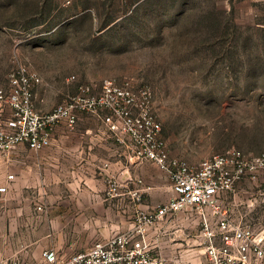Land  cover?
<instances>
[{"label": "rangeland", "instance_id": "1", "mask_svg": "<svg viewBox=\"0 0 264 264\" xmlns=\"http://www.w3.org/2000/svg\"><path fill=\"white\" fill-rule=\"evenodd\" d=\"M20 63L44 79L37 103L48 111L82 87L99 94L110 79L150 86L171 159L198 166L230 148L264 152V0H0V88ZM145 163V204L156 206L172 191L159 186L167 174ZM43 183L35 180L33 206ZM238 191L230 213L263 233L264 186ZM14 215L23 224L26 214ZM190 219L188 245L174 248L166 236L164 254L155 250L166 264H211L200 221ZM9 228L0 224V240L9 241Z\"/></svg>", "mask_w": 264, "mask_h": 264}, {"label": "built area", "instance_id": "2", "mask_svg": "<svg viewBox=\"0 0 264 264\" xmlns=\"http://www.w3.org/2000/svg\"><path fill=\"white\" fill-rule=\"evenodd\" d=\"M42 84L36 70L20 63L10 73L7 85L0 88V157L9 156L23 144L35 151L47 148L59 126L73 130L79 114L87 112L102 117L116 140L126 144L138 162L154 164L168 173L174 196L166 204L138 211L133 230L64 259L46 250L38 264H166L154 255L157 246L149 231L181 214L199 219L203 228L200 238L206 244L204 255L211 264H264V232L256 234L251 224L234 219L228 201L232 195L237 200L242 184L264 186V152L251 154L230 148L192 166L170 158L150 86L110 79L99 94L82 87L64 104L43 112L36 105ZM14 178L9 176V181ZM7 189L0 187V193ZM0 264L22 263L6 260Z\"/></svg>", "mask_w": 264, "mask_h": 264}, {"label": "crops", "instance_id": "3", "mask_svg": "<svg viewBox=\"0 0 264 264\" xmlns=\"http://www.w3.org/2000/svg\"><path fill=\"white\" fill-rule=\"evenodd\" d=\"M39 94L37 108L48 112L38 105V100L45 99ZM144 164L132 156L126 144L116 140L102 117L87 112L79 114L75 129L59 126L47 148L35 151L23 144L9 156L0 157V187L8 188L0 193V224L10 226L9 241L0 240V262L38 264L46 250L64 259L115 234L133 230L138 211L166 204L174 196L172 179L165 172L167 176L159 186L163 191H172L171 198L156 206L145 204L144 178L138 174ZM135 169L136 174L131 172ZM11 175L15 178L9 181ZM38 178L44 182L35 199L40 201L35 202L36 206L44 204L39 211L31 195ZM108 181L116 184L115 190L108 187ZM134 188L139 194L136 199L130 196ZM33 212L35 217L29 215ZM16 213L26 214L23 224H15ZM192 221L185 214L162 221L150 229L149 238L161 253L166 236L174 248L188 245L192 241ZM71 229L78 230L75 238ZM183 251V257L191 256L189 250ZM177 256L174 253L173 258Z\"/></svg>", "mask_w": 264, "mask_h": 264}]
</instances>
